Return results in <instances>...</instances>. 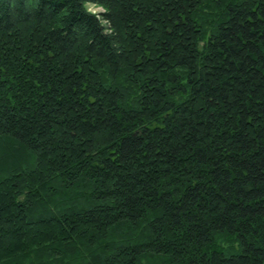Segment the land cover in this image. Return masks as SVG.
Returning <instances> with one entry per match:
<instances>
[{"label":"trees","instance_id":"16d2710c","mask_svg":"<svg viewBox=\"0 0 264 264\" xmlns=\"http://www.w3.org/2000/svg\"><path fill=\"white\" fill-rule=\"evenodd\" d=\"M0 264H264V0H0Z\"/></svg>","mask_w":264,"mask_h":264},{"label":"rangeland","instance_id":"374dc122","mask_svg":"<svg viewBox=\"0 0 264 264\" xmlns=\"http://www.w3.org/2000/svg\"><path fill=\"white\" fill-rule=\"evenodd\" d=\"M86 7H87L88 10H90L92 12L97 11V10H100L99 7L93 6L91 4L86 5Z\"/></svg>","mask_w":264,"mask_h":264}]
</instances>
